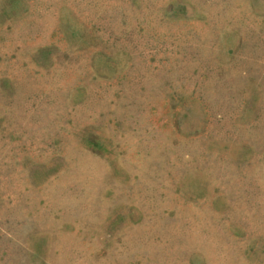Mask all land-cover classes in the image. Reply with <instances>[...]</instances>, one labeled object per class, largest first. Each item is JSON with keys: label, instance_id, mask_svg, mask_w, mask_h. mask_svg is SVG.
<instances>
[{"label": "rangeland", "instance_id": "1", "mask_svg": "<svg viewBox=\"0 0 264 264\" xmlns=\"http://www.w3.org/2000/svg\"><path fill=\"white\" fill-rule=\"evenodd\" d=\"M0 264H264V0H0Z\"/></svg>", "mask_w": 264, "mask_h": 264}]
</instances>
